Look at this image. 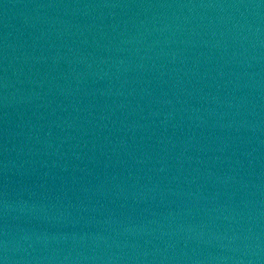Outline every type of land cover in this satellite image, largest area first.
I'll return each mask as SVG.
<instances>
[{"label":"water","instance_id":"95a60500","mask_svg":"<svg viewBox=\"0 0 264 264\" xmlns=\"http://www.w3.org/2000/svg\"><path fill=\"white\" fill-rule=\"evenodd\" d=\"M3 264H264V0H0Z\"/></svg>","mask_w":264,"mask_h":264},{"label":"snow or ice","instance_id":"6c2138e0","mask_svg":"<svg viewBox=\"0 0 264 264\" xmlns=\"http://www.w3.org/2000/svg\"><path fill=\"white\" fill-rule=\"evenodd\" d=\"M0 264H3V262H2V261H0Z\"/></svg>","mask_w":264,"mask_h":264}]
</instances>
